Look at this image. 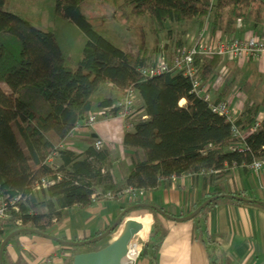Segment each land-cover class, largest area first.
<instances>
[{"label": "trees", "instance_id": "16d2710c", "mask_svg": "<svg viewBox=\"0 0 264 264\" xmlns=\"http://www.w3.org/2000/svg\"><path fill=\"white\" fill-rule=\"evenodd\" d=\"M53 1L54 17L74 26L86 40L75 69L52 33L8 13V0H0V196L20 198L17 213L11 211L9 220L19 223L18 230L46 235L65 212L73 208L87 211L94 206L93 200L103 201L108 193L117 198L131 189L137 196L183 177H200L212 184L232 170L246 171L264 159V116L253 134L237 141L231 125L191 92L188 80L172 73L141 76L140 70L153 64L156 57L154 50L147 48L142 27L138 39L122 51L87 22L81 9L86 0ZM102 1L110 2L114 20L132 23L142 19L148 34L156 37L165 32L167 40L174 33L171 26L179 33L182 26L197 22L203 29L209 22L211 36L233 37L238 21L253 31L264 22V0H217L213 4L209 0ZM184 34L181 30L179 35ZM177 46L181 47L180 41ZM169 51L163 54L165 61L173 54ZM196 64L205 85L216 75L219 60L198 58ZM106 86L111 90L97 104L98 111L109 109L127 91H134L140 101L139 109L134 104L133 128L122 140L132 169L121 185L114 182L106 150H96L93 145L82 155L60 150L78 123L91 114L93 97ZM228 92L225 85L216 103L224 102ZM257 113L256 106H245L235 126L255 125ZM52 158L59 161L58 166L48 165ZM42 180L51 185L33 193ZM220 195L215 191L195 210ZM201 214L193 219L195 238L209 249L211 242ZM98 245L63 248L73 258L105 247L98 249ZM213 264L227 262L220 258Z\"/></svg>", "mask_w": 264, "mask_h": 264}, {"label": "crops", "instance_id": "0c3cea01", "mask_svg": "<svg viewBox=\"0 0 264 264\" xmlns=\"http://www.w3.org/2000/svg\"><path fill=\"white\" fill-rule=\"evenodd\" d=\"M98 1L105 2L86 0L84 3ZM112 14L109 13L114 20ZM208 26L203 36L206 42L212 38L216 40L223 38L219 34L211 36ZM37 28L50 33L46 27ZM170 28L174 32L173 38L178 32L175 26ZM181 30H184L185 34L179 37H182L187 45L192 43L195 33L199 37L203 32L197 22L182 26L179 31ZM151 37L155 46L149 45V39H146L147 48L154 50L156 61L161 57V51L167 52L171 41L166 39L165 32ZM233 37L241 39L243 34L237 29ZM67 55L65 56L68 57ZM234 68L242 67L235 65ZM110 90L111 87L106 86L93 97L94 108L91 114H97V104ZM228 96L229 92L224 102L230 104L236 120L247 105L258 108V121L255 124L264 116V104L247 102L250 93L243 94V99ZM179 105L183 106L184 102ZM135 106L139 109L138 96L135 99ZM125 133L124 122L120 118L113 116L100 118L92 127L80 126L75 129L61 144L60 150L82 155L94 145V142H102V149L110 155L114 182L121 185L132 169L128 154L122 147ZM52 164L58 166L59 161L52 158L48 165ZM215 191H220L224 196L240 198L244 202L219 199L200 213V220H203L210 242L214 245L213 250L211 244L209 249H206L196 240V221L176 222L167 220L157 213L153 216L149 211V207H155L166 211V216L172 219L174 216L186 219L198 204ZM122 212L127 213L125 220L148 218L152 222L149 237L141 243L142 254L134 264H213L214 259L218 261L220 258L227 264H264V171L254 173L249 170H232L227 176L212 184L200 177L195 180L183 177L169 184H162L154 192L134 195V198L121 196L110 201L96 202L91 209L84 212H78L73 208L64 213L61 221L48 234L42 236L18 230L16 225L7 221L0 232V248L4 245L0 251V264H71L72 257L64 251L63 243H82L96 238L108 230ZM119 233L120 229L116 230L112 237L100 242L98 249L113 242Z\"/></svg>", "mask_w": 264, "mask_h": 264}, {"label": "built area", "instance_id": "2783aa9c", "mask_svg": "<svg viewBox=\"0 0 264 264\" xmlns=\"http://www.w3.org/2000/svg\"><path fill=\"white\" fill-rule=\"evenodd\" d=\"M216 1L217 0H209L211 4ZM207 26L208 25L205 24L202 34L199 35L195 43L185 45L175 50L169 61H165L163 55H161L153 64L143 67L140 70V74L143 78H156L166 73L182 76L189 81L191 92L206 103L213 114L223 117L231 125L233 137L237 141L242 142L255 132L259 124L257 123L249 127H236V118L230 104L227 102L216 103V98L218 97L219 91L226 83V80L229 78V66L246 65L250 60H260L264 58V43L247 29L246 23L238 21L237 29L243 34V38L238 39L231 36L223 37L217 40L213 46H209L203 39L205 35L204 31ZM198 58L204 60L217 58L220 62L217 67L216 75L209 80L207 85L201 84L200 72L196 64ZM135 99V92L127 91L110 107V109L100 110L97 114H88L85 119L78 123L76 129L80 126L86 128L92 127L98 118L106 119L111 117L112 114H115L117 118H120L122 122H124L126 131H131L135 121ZM140 119L144 120L145 117H141ZM93 146L96 150H99L102 149L103 143L96 141ZM248 170L254 173L264 171V159H259L248 167ZM207 174L211 173L207 172ZM50 185L51 183L42 180L39 184L34 186L33 193L39 192L40 189H45ZM134 195L135 193L131 189H127L122 193V196H132V198H134ZM114 198V195L108 193L102 200L110 201ZM19 201V197L8 200L7 197L0 196V232L4 223L10 220L11 211L17 213L15 206ZM93 203H95V200H93ZM16 226L19 227V223H16ZM142 242L143 241L139 239H135L127 249V255H134L132 264H134L142 254Z\"/></svg>", "mask_w": 264, "mask_h": 264}, {"label": "rangeland", "instance_id": "374dc122", "mask_svg": "<svg viewBox=\"0 0 264 264\" xmlns=\"http://www.w3.org/2000/svg\"><path fill=\"white\" fill-rule=\"evenodd\" d=\"M81 9L87 22L93 27L94 31L117 49L122 51L127 50L129 43L135 42V40L138 39V35L140 36L141 27L143 28V33L146 32L147 34L146 39H149V45L153 44V46H155L152 42L151 35L148 34L149 32L147 33L149 29H146L144 20L141 19L132 23L113 20L112 16L109 15L110 12L111 14L113 13L110 2L98 1L84 3ZM5 10L8 13L20 16L36 27H46L48 31L55 36L59 48L63 53H65V55H71H67L71 59L69 63L70 67L72 69L76 68L86 40L82 33L74 26L54 17L53 0H8ZM208 23L205 24L208 25ZM263 28L264 22L255 30L256 33H254L252 29L249 30L264 43ZM179 34H181V31L176 33L175 37H170L171 43L169 52H174L180 48L177 46L178 41L181 42V47L187 45V43L182 40V37H179ZM197 38L198 36L195 33L192 43H195ZM217 40L213 38L209 39L207 44L213 46ZM160 53L162 55L164 54L162 51ZM234 66L235 65L229 66L230 75L224 84V86L226 85L227 88H229V96L231 95V97L233 96L235 99H243V94L250 93V97L247 96V99L249 98L247 102L253 101L263 105L264 58L260 60H250L248 64L241 65L242 68L236 69ZM224 86L219 91L218 96L221 94ZM245 86L247 89L246 92L243 91ZM2 88L5 90L3 86Z\"/></svg>", "mask_w": 264, "mask_h": 264}, {"label": "water", "instance_id": "95a60500", "mask_svg": "<svg viewBox=\"0 0 264 264\" xmlns=\"http://www.w3.org/2000/svg\"><path fill=\"white\" fill-rule=\"evenodd\" d=\"M219 199H230L237 202H244V200L240 198H236L234 196H216L210 198L206 202H204L201 206L195 210L188 218L186 219H172L166 216L163 212L159 211L156 208H150L154 213L164 217L167 220H172L176 222L182 221H192L195 217H197L206 207L210 206L212 203L216 202ZM127 213L122 212L114 224L106 230L103 234L97 236L94 239L89 241H85L82 243H63L65 246H74V245H93L96 243L102 242L104 239L109 237L116 230L120 229V233L117 238L111 242L109 245L105 246L101 250L93 253H86L74 256L71 259V264H121L122 257L127 253V249L130 246L131 242L135 239L144 240L149 237L151 231L152 222L148 218H134L125 220ZM32 234L40 235L38 232L27 231ZM20 233V232H18ZM60 243L59 241L55 240ZM6 242H4L5 244ZM4 245L1 246L0 251L3 249Z\"/></svg>", "mask_w": 264, "mask_h": 264}, {"label": "bare ground", "instance_id": "6f19581e", "mask_svg": "<svg viewBox=\"0 0 264 264\" xmlns=\"http://www.w3.org/2000/svg\"><path fill=\"white\" fill-rule=\"evenodd\" d=\"M145 240V239H144ZM134 255H127V253L122 257L121 264H132Z\"/></svg>", "mask_w": 264, "mask_h": 264}]
</instances>
